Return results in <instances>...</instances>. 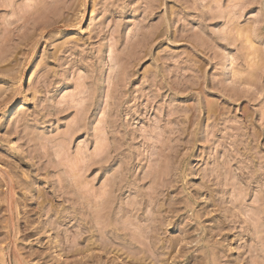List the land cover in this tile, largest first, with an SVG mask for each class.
<instances>
[{"label":"rangeland","instance_id":"rangeland-1","mask_svg":"<svg viewBox=\"0 0 264 264\" xmlns=\"http://www.w3.org/2000/svg\"><path fill=\"white\" fill-rule=\"evenodd\" d=\"M0 169L27 264H264V0H0Z\"/></svg>","mask_w":264,"mask_h":264},{"label":"bare ground","instance_id":"bare-ground-1","mask_svg":"<svg viewBox=\"0 0 264 264\" xmlns=\"http://www.w3.org/2000/svg\"><path fill=\"white\" fill-rule=\"evenodd\" d=\"M88 19L89 17L87 13L83 14L81 19L79 20V24H87ZM29 74H30V68L28 65L24 73L22 74L23 82L26 79H28ZM19 101H20L19 95H14L9 101H7V106L5 107V110L7 111L6 113L9 114L10 112H13L14 106ZM0 177L2 180V186L4 187V191H2V196H1V203L3 204L2 206H4L7 212L4 223L5 224L4 228L7 231L6 233L7 236L5 237L4 240L8 241L6 247L0 250V264H27L25 259L22 258V256L19 254L18 249L16 247L18 236L23 232L25 233L26 230H28V229H23V225L19 217L20 211L18 209V198L16 197L18 193L17 189L19 188V186L16 184L17 183L16 181H15L16 183L14 182L13 177L5 170L0 169ZM175 240H172V243L167 248L166 253H171L174 251L176 247L175 245H177V243L179 242V240H177V242ZM184 250L182 248L179 253L182 258L186 257V254L183 253ZM79 264H87V262L81 261L79 262Z\"/></svg>","mask_w":264,"mask_h":264}]
</instances>
